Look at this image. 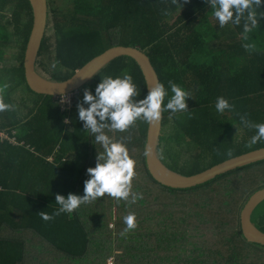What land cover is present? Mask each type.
<instances>
[{
  "label": "trees",
  "instance_id": "trees-1",
  "mask_svg": "<svg viewBox=\"0 0 264 264\" xmlns=\"http://www.w3.org/2000/svg\"><path fill=\"white\" fill-rule=\"evenodd\" d=\"M32 23L29 0H0L3 47L13 45V34L21 40L19 47L22 45L19 58L7 59L3 47L0 56V95L13 105L12 110L0 112V132L18 140L13 144L0 138V223H8L15 235L19 225L27 226L59 252L62 246L55 241L54 229L60 226L61 241L84 243L92 255L90 260L80 261L78 256L86 252L73 257L65 248L66 258L52 264H108L111 256L114 264H264V245L249 242L241 229L242 209L264 187V160L194 187H168L156 181L147 168L148 124L142 121L123 133H108L125 138L136 162L128 200L105 195L82 205L74 215L61 214L48 221L33 210L34 205L47 213L56 209V204L44 203L50 200L47 197H27L36 189L82 195L86 169L95 166L96 149L102 148L78 120L76 104L82 96L76 94L75 101L64 104L59 96L38 94L27 84L24 55ZM216 23L204 0H48L47 30L36 68L51 79L65 80L112 46L143 50L160 82L167 87L172 80L191 95L187 112L163 113L157 149L168 167L192 175L264 146L258 142L248 147L254 130L244 128L233 112L217 114L214 108L216 97L224 96L237 112L264 122V21L249 34L248 42L255 45L252 50L241 46L244 40L239 27L219 29ZM53 61H59L55 69L51 68ZM125 70L132 74L142 98L147 93L146 81L129 56L105 66L91 81L90 90L102 76ZM26 90L33 94L34 104L26 105L28 111L21 114L13 94ZM229 150L232 156L227 155ZM21 173L29 178L19 180ZM21 196L31 203L25 209H18ZM129 214L135 215L136 224L130 230L123 219ZM254 224L264 231V215ZM66 226L72 227L75 238L67 234ZM100 246L106 251L97 256L93 252ZM27 264L41 262L36 259Z\"/></svg>",
  "mask_w": 264,
  "mask_h": 264
},
{
  "label": "clouds",
  "instance_id": "clouds-1",
  "mask_svg": "<svg viewBox=\"0 0 264 264\" xmlns=\"http://www.w3.org/2000/svg\"><path fill=\"white\" fill-rule=\"evenodd\" d=\"M187 2L188 0H184V3ZM204 3L217 22L215 26L219 29L226 25L239 27L244 40L241 46L245 50L255 48L253 43L248 42L249 34L264 21V0H204ZM58 64L59 61H53L51 68L55 69ZM82 79L91 77L85 76ZM190 97L187 90L169 80L167 87L162 82L148 87L147 93L141 98L132 74L126 70L115 76H102L94 90L85 88L82 99L76 104L77 117L82 122L83 130L94 137L95 144L100 145L102 151L96 149L95 166L86 169L83 194H56L55 204L58 207L51 214L39 212L40 217L48 221L61 214H71L80 206L105 195L116 200H128L136 162L129 155L125 138L108 133H123L137 121L148 125L158 124L164 112H168L169 116L187 112V99ZM12 108L13 105L6 103L0 95V112L10 111ZM214 108L217 114L233 112L244 128L254 130L247 146L264 142V122H254L246 113L237 112L235 104L224 96L216 97ZM227 155L232 156V151L229 150ZM136 199L133 195L132 202ZM123 219L127 229L136 227L134 214Z\"/></svg>",
  "mask_w": 264,
  "mask_h": 264
},
{
  "label": "water",
  "instance_id": "water-1",
  "mask_svg": "<svg viewBox=\"0 0 264 264\" xmlns=\"http://www.w3.org/2000/svg\"><path fill=\"white\" fill-rule=\"evenodd\" d=\"M33 23L24 55V72L30 89L38 94L61 96L77 93L80 88L91 82L109 63L121 56L133 58L140 66L146 86L160 82L158 73L149 56L134 46L116 45L89 60L74 74L65 80H54L43 75L36 68V60L45 37L48 24V0H29ZM90 76L91 79H82ZM162 119L158 124L148 125L145 144L146 164L150 174L159 183L173 188H189L203 184L215 177L237 168L264 160V146L223 160L206 170L192 175H185L168 167L160 158L158 143L162 134ZM264 201V187L253 193L241 211V229L249 242L264 245V231L254 224L252 215Z\"/></svg>",
  "mask_w": 264,
  "mask_h": 264
},
{
  "label": "crops",
  "instance_id": "crops-1",
  "mask_svg": "<svg viewBox=\"0 0 264 264\" xmlns=\"http://www.w3.org/2000/svg\"><path fill=\"white\" fill-rule=\"evenodd\" d=\"M18 41V42H17ZM16 47L19 50V39L16 38ZM10 47L12 49L14 48V42L13 45L10 44ZM17 50V49H15ZM17 50V51H18ZM24 98V99H22ZM13 99L15 103H18V107L21 109L20 113L23 114V111L27 112L28 108L26 107V105H29V107L33 106V94L32 95H27L25 92H17L13 94ZM25 100V101H24ZM65 104V103H64ZM0 138L1 139H8L10 140V142H12L13 144H18V140L16 137H10L7 135V133L4 132H0ZM37 174H35L34 176L36 177ZM19 180H26L24 178H29L28 174L23 175V173L18 174L17 175ZM20 193V192H18ZM63 192L61 191H57V190H35L32 191L30 194H28L27 197H34V196H44L49 198L50 200H43L45 204H52V207L54 206L53 204H55V195L56 194H62ZM25 196H21V198H19V204H18V209H25L26 207L30 206L31 203L29 200L23 199ZM58 207V205H56V208ZM82 207V206H80ZM86 208V207H83ZM33 210L35 212L38 213L41 211H45L47 212V210L42 209V207H40L39 205H34ZM53 212V210L51 212H49L50 214ZM77 212V210H75L73 213H71V215H74ZM80 212V211H79ZM80 214L83 216L84 212H80ZM91 222V221H89ZM53 224V222H51ZM73 227H75L74 225H72ZM56 228V226H54ZM67 228V234L70 236L74 237V233H73V229L72 227L66 226ZM0 229L2 230L1 232V236L2 239H0V258L2 261V264H12V261H16L18 258H21L22 260L19 263L16 264H27L29 262H33L36 259H38L41 264L43 263H56L62 259H65L66 256V252H65V248H68V250L72 251L73 253V257H75L74 253H83L86 252V254L84 255H79L78 256V260L83 261V260H90L92 258V255L90 253V250L88 248V246L85 249L84 243H80V244H75V241L67 243L64 241L60 240V235H62L61 229L62 227L58 226L56 229H54L55 231V241L58 245L62 246L61 251L59 252L58 250H56V247H54L50 242H48V240H46L45 238H40L39 236L36 235L35 232H32L31 228H28L27 226L25 228H23L22 225H19V234L15 235V232H12L11 227L9 226L8 223L6 222H2L0 223ZM44 230L46 231L47 229L44 228ZM27 234V235H26ZM49 235L52 236L53 235V231L49 230ZM11 236H15V239H18V241L16 242L15 239H10ZM7 238V239H5ZM75 238V237H74ZM24 239V242L23 240ZM51 241V240H49ZM53 243V242H52ZM55 245V244H54ZM80 245L81 247L79 249H75V246ZM105 247H98L96 249V251H94L93 253L96 254L97 256L101 255V252H105ZM96 255L94 257H96ZM105 255V253H104ZM75 259V258H74ZM99 260V258H98ZM74 261V260H73Z\"/></svg>",
  "mask_w": 264,
  "mask_h": 264
},
{
  "label": "rangeland",
  "instance_id": "rangeland-1",
  "mask_svg": "<svg viewBox=\"0 0 264 264\" xmlns=\"http://www.w3.org/2000/svg\"><path fill=\"white\" fill-rule=\"evenodd\" d=\"M12 30V29H11ZM50 35H52V32L51 33H49ZM16 38H17V36H15V34H13L12 35V41L14 42V48L15 49H17L18 50V48L16 47ZM18 42V41H17ZM21 44V40H19V45ZM2 47H3V42H1V39H0V56H1V52L4 50V51H6V53L8 54V55H6V57H7V59H11V60H15L16 59V57H17V55H18V58H19V56H20V53L18 54V52L19 51H17V50H15V49H12L11 47H10V45L9 44H7V45H5L4 47H3V50H2ZM21 47H22V45L19 47V49L21 50ZM21 52V51H20ZM5 57V58H6ZM2 59H4V57L2 58ZM10 63H11V61H10ZM45 75H47V74H45ZM89 84V86H87L88 87V89H91L92 88V83L90 82V83H88ZM86 87V88H87ZM90 87V88H89ZM85 89V88H84ZM83 88L82 89H80L76 94H78V95H80V96H83V90H84ZM25 93L27 94V95H32V93L31 92H29L28 90H26L25 91ZM76 94L75 95H73V96H71L72 97V100H71V102L73 101V99H74V101L76 100ZM22 99H24V98H22ZM25 101V100H24ZM21 110V109H20ZM240 130H241V128H240ZM171 143V142H170ZM249 147V146H248ZM257 149V148H256ZM183 148H180L179 149V151H180V153H182L183 152ZM208 164H210V163H208ZM263 216L264 215V201L262 202V203H260V205L256 208V210L254 211V214H253V218H254V222H256L257 224H258V220H259V216ZM115 244H117V242L115 241Z\"/></svg>",
  "mask_w": 264,
  "mask_h": 264
},
{
  "label": "built area",
  "instance_id": "built-area-1",
  "mask_svg": "<svg viewBox=\"0 0 264 264\" xmlns=\"http://www.w3.org/2000/svg\"><path fill=\"white\" fill-rule=\"evenodd\" d=\"M71 96H72V94H65V95H61L59 97L64 103L69 104L72 100ZM108 264H114V257L113 256L109 257Z\"/></svg>",
  "mask_w": 264,
  "mask_h": 264
}]
</instances>
